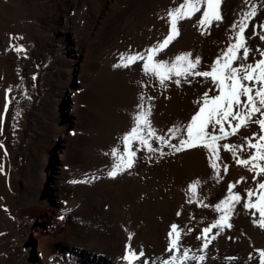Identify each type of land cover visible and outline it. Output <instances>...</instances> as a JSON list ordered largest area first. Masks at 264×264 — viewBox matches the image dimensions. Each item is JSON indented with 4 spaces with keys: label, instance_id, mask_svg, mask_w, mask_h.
Here are the masks:
<instances>
[{
    "label": "rangeland",
    "instance_id": "1",
    "mask_svg": "<svg viewBox=\"0 0 264 264\" xmlns=\"http://www.w3.org/2000/svg\"><path fill=\"white\" fill-rule=\"evenodd\" d=\"M42 1L45 0L0 1V17L9 10L8 4H13L24 12L23 17L27 23L23 29V34L30 44L23 52V55L26 54L27 58L17 60V64H19L18 74L14 77L5 78L0 69V104L7 98L5 97L6 92L11 96L7 109L8 119L6 125H11L13 128L6 136L12 132L16 133L15 138L17 141L12 139L14 148L8 158L4 155L0 157V159H3L0 162V170L4 171L3 173H7V170L11 171L8 178H5L0 171V264H30V262L37 264L41 262L42 258L39 257L40 252L37 248L39 234L44 232L43 236L39 238L40 240L49 239L52 233L56 232V229L54 230L55 226H57L56 228L61 227L58 232V235L62 236L60 245L75 246L73 244L76 241L68 237L76 235L81 238L80 233L75 232V228L65 232L59 215L65 203L68 205L67 210L72 205V202H68L69 199L65 196V194H68L64 186L67 185V174H65L67 171L63 165L64 163L71 166L80 165V155L84 152H90L88 154L89 159H94L95 153L103 152V147L107 145L109 159H114L111 155L112 148L115 147L118 152L124 150V145L120 142L123 141V135L130 131L133 126L132 118L140 110L141 101L139 98L141 96L145 97L143 101L145 110L149 103L151 104L152 114L150 119L157 135L166 137L170 144L178 147V138L181 134L177 133L178 138H172L170 129L174 126L183 128L190 121L192 115L198 110L197 101L202 99L205 92H208L209 96L217 94L210 80L203 77H188L187 82L184 78H181L179 86L174 82L176 77H173L171 80L166 81L164 86H161L157 78L144 73L143 61H137L127 68L115 67L121 62L122 55L126 57L144 53L148 48L154 47L162 41L169 32L168 11L178 7L183 3V0H105L106 4L102 6L100 14H98L100 0H80L81 2L77 8L71 11L72 13L68 12L70 8L66 10V16H68L66 22L64 18H59L58 23L50 22L49 13L39 7ZM62 1L68 3L70 0ZM253 6L257 9L256 16L248 21V27L244 34L250 55L247 62L260 59L257 49L264 50V40L260 39V35H264V27H261L264 26V0H221L222 21L214 23L203 33L198 25V18L203 11L201 9V12L196 13L191 19L179 22V35L158 54L156 59L172 62L177 55L187 52L191 53L193 58H200L199 70H210V65L227 50L231 43H234L238 28L234 29L233 25L241 19L243 13L250 11ZM110 10L113 11L112 17L110 16L111 19L106 17L109 15ZM116 12L117 14L113 15ZM36 22L41 23L36 25ZM80 22L83 24L84 30L86 29L85 31L92 27L91 33L94 32L95 35V38L91 40L93 43L90 42L89 44L88 58L83 63H80V52H77L78 50L74 47V36L70 33L65 34L63 31L55 33L53 29L48 28L50 26L61 28L66 25L67 31H69L71 25L75 26ZM62 35L65 36L64 41L71 46L66 50L68 52L66 53L75 59V63H73L72 88L69 91L67 89L63 90L65 100L60 103L54 100L55 86L51 85V82H53L51 79L53 78L50 73L53 70L52 74L57 76L58 81H60L63 79L65 71L56 60H53V64H51L55 68L50 71L48 68L49 61H52V59H48V56H52L51 50L58 51L60 48L58 49L57 45L48 48V56L39 51L38 48H42L44 45L39 41L40 38L45 37L46 40L55 41L56 38L62 37ZM81 35L85 34L81 33ZM2 37L3 34H0V41ZM0 66L11 68L13 60L5 61ZM79 66L85 72L84 75L79 73ZM57 67H60V69ZM43 68L45 70L42 75ZM107 75L113 77L115 81L110 83L107 80ZM16 81L21 83L19 90L15 85H11ZM97 82L99 83L96 84ZM3 83L9 86H2ZM74 84L75 88H73ZM80 85L84 89L79 88ZM110 85L118 87L121 92L126 91V93H121L124 96L123 98L116 99L115 107L117 101L122 102L125 97L132 100L127 102L131 105L124 104L127 107L124 115L126 122L121 119L123 117L121 115L123 113L121 105L119 106L120 114H114L109 118H106L99 108V106L107 108V101L105 95L99 94L97 97L96 94L105 89L107 90ZM140 86L142 87L139 89L141 96L138 95ZM114 90L117 89L111 91ZM2 93L3 101L1 100ZM111 95L115 97V94L111 93ZM148 97H152L150 102L147 99ZM171 97L173 98L170 99ZM63 105L65 107H62ZM108 106H110V103ZM155 107H157L158 112H155ZM170 109L171 112H169ZM163 116H166L167 120L159 123ZM93 117H97L102 122H97ZM130 117L131 119H129ZM42 118L46 124H50L52 120L60 124L68 121L67 132L70 135L69 132L72 131L75 136L66 138V135L60 134L59 148L53 149L50 160L46 162V170L51 169L53 166L51 179L45 180V183L39 186L38 181L29 182L27 175L22 173L21 169L27 165L29 166L31 161L32 172L39 158L41 150H33V144H30L32 138L31 128H34L35 124L39 125ZM248 128L250 129L246 134L240 133L242 129L246 130ZM106 129L110 130L105 132ZM115 129H118V133L111 134ZM258 132V126L252 123L247 128L242 127L236 135L220 141V159L216 162L218 168L215 172L210 167L209 154L200 147L177 152L175 148L163 146L153 139L150 142L154 148L158 149L155 153L148 152L146 148L138 143H134L132 149L138 155L141 151L146 152L150 159L177 160L175 166L171 167L172 170L170 169L172 176L175 179L179 177L182 180L183 176L188 175L189 181L191 180L190 185L196 183V191H200L203 199L206 200L207 211H215V205L228 195V185L234 184L233 192H238L243 199L241 204L235 206L229 222L235 228L239 225L254 227L256 224L253 222L252 212L243 207V203L248 199L247 191L256 188L253 173L249 172L244 166H238L232 153L225 151L222 145L224 143L242 145L245 143L244 138ZM114 140H117V143ZM22 151L28 152V155L25 156ZM247 151L248 149L245 147L244 151L238 152L237 155L245 156L246 154L247 156L249 153ZM27 160H29V163ZM198 166L201 168H198ZM225 166H227V172H225ZM188 172L191 173L188 174ZM217 172L220 177L217 176ZM9 186L10 188H8ZM38 187L40 188L39 195L37 194L38 198L32 203H22L20 200L21 194L28 188L35 189ZM201 189L206 191L203 192ZM205 192H207L206 195ZM45 194L49 199L47 204L40 199ZM52 204H55L54 208L50 207ZM192 205L193 203H191ZM32 206H44L46 209L45 215H48L49 219L41 222L42 216L32 212L35 208ZM56 206H58L57 211ZM214 217L212 213L209 214L208 221H213ZM216 217L219 220L220 215ZM255 219L258 221V213H256ZM256 229L254 231L261 230L264 236V229L258 226H256ZM66 251L63 252V258H65V253H68ZM70 258H73L71 263L66 264H88L84 257L75 255L70 256Z\"/></svg>",
    "mask_w": 264,
    "mask_h": 264
},
{
    "label": "bare ground",
    "instance_id": "2",
    "mask_svg": "<svg viewBox=\"0 0 264 264\" xmlns=\"http://www.w3.org/2000/svg\"><path fill=\"white\" fill-rule=\"evenodd\" d=\"M80 2V0H70L68 3L62 0H45L42 1L39 7L45 9V11L49 13L50 22L58 23L59 18H64L66 22L68 18V16H66V10L70 8L68 11L70 13L77 8ZM105 4V0H100L98 14H100L101 8ZM8 6L9 10L4 12L0 17V34H3L0 41V65L5 61L13 60V66L11 68L9 66H0L5 78L9 76L14 77L18 74L19 64H17V60L27 58L26 54L23 55V52L25 48L30 45L26 36L23 34V29L27 23L23 17L24 12L13 4H8ZM112 12L113 11L110 10L109 15L106 17L111 19ZM116 14L117 12L113 15ZM40 23L36 22L35 24L40 25ZM66 27L65 25L61 28H57L56 26H50L48 28L53 29L55 33H61L63 31L65 34L70 33L73 35L74 47L78 50L77 52H80V63H83L87 60L89 55V44L91 40L95 38L94 32L91 33L93 28L90 27L85 31L86 29L84 30L81 22L75 26L71 25L69 31H67ZM81 33L85 35H81ZM64 37L65 36L62 35V37L56 38L55 41H49L46 40L45 37H42L39 41L44 43V45L42 48H38L39 51L47 56L49 51L48 48L50 49L53 45H57L58 49L60 48L58 51L51 50L52 56H48V59H52V61L50 60L51 62L49 61L48 63L49 71L55 68L51 65L53 64V60H56L59 65H62L61 68L65 71V75L60 81H58L57 76L52 74L53 70L50 73L53 78L51 79V81H53L51 85L55 86L54 100L60 103L65 100L63 90L67 89L69 91L72 88L71 80L74 74L73 63H75V59L67 55L68 52L66 50L71 48V46L64 41ZM17 49H23V51H17ZM57 68L60 69V67ZM79 68V73L84 75L85 72L81 70L82 68L80 66ZM44 70L45 68L42 69V75L44 74ZM107 80L110 83L115 81V79L109 75H107ZM98 83L99 82L96 84ZM11 85H15L17 90L21 87L19 81ZM2 86L9 85L3 83ZM79 88H83L82 85H80ZM140 88L142 87L140 86L138 88L139 96H141ZM112 89L117 90L111 91ZM3 93L1 95L2 101ZM7 93L8 92H6V94ZM76 93L78 94V92ZM111 93L115 94V97H113ZM121 93H126V91L121 92L118 87L110 85L107 87V90L105 89L96 94L97 97L99 94H103L106 97L107 108L99 106L106 118L112 117L114 114H120L119 106L121 105L123 110L121 114L123 117L121 119L125 121L124 115L127 107L124 106V104L127 106L131 105L127 102L132 100H128L125 97L124 101H117L115 107L116 99L124 97ZM6 94L5 97H7L8 109L11 96L9 93ZM77 94H75V96H77ZM160 96L162 97V95ZM172 98L173 97L170 99ZM6 99L0 104V122L2 126V131L0 132V145H3V147H0V157L4 155L8 158L14 148L12 139L16 141V133L14 134L12 132L10 135L6 136L13 128L11 125H6L8 119L7 111L5 112ZM109 103L110 106H108ZM62 107H65V105ZM157 107H155V112H158ZM169 112H171V109ZM185 118H187V116H185ZM93 119L97 122H102L97 117H93ZM129 119H131V117ZM166 120V116H163L159 123L165 122ZM42 121H40L39 125L35 124L34 128H31L32 138L30 144H33V150H41L39 158L32 172L31 161L29 166L27 165L21 169V172L27 175L29 182L33 180L38 181L39 186L44 184L45 180L51 179L53 166L51 169L49 168V170H46V162L50 160L53 149L59 148L58 140L60 134L66 135V138H73L75 136L74 132H69L70 135L73 136H70L67 132L66 126L68 125V121H65L64 124H60L55 120H52L50 124H46ZM122 124H124V122H122ZM249 129L250 128L246 130L242 129L240 133L246 134ZM109 130L110 129H106L105 132ZM117 130L118 129H115L112 131L113 133H110L117 134ZM115 143H117V140ZM120 143L123 144V141ZM60 146H62V144H60ZM107 147L108 145L103 147V152H96L94 159H89L88 154L90 152H84V154L80 155V165L71 166L68 163H64V169L67 171L65 173L67 174V185L64 186L68 191V194H65V196L69 199L68 202H72V205L67 210L68 205L66 203L64 204L63 209H61L59 213L60 221L65 232L75 228V232L80 233L81 238L76 235L69 236V239L76 241L73 244L75 246H65L60 245L62 236L58 235V232L61 227L56 228L57 226H55L54 230L56 229V232L54 231L49 239L44 238L40 240L39 238L43 236L44 232L40 233L37 248L38 252H40L39 257L42 258V261L37 264L71 263V259L73 258H70V256L75 255L84 257L85 260L88 261V264H127L123 256L126 251V245L129 244L131 245L132 251L137 253L143 251L145 254L139 260L135 261L134 264H143V261H147V264H162L163 261H172L174 257V264H259V252L264 250V236L261 230L254 231L257 230L256 226L239 225L235 228L231 222H228L231 227L212 229V232L209 233L208 236L210 241L208 247L206 249L203 247V229L215 223L218 220L216 216L221 215V213L216 210L207 211L206 200L203 199L200 191H196L195 195H193L189 190L191 180L189 181L188 175L183 176L184 178L182 180L179 177L175 179L172 176L170 169L173 165L175 166V161L177 160L162 161L161 159H150L146 152L141 151L139 155L136 152L137 156L133 167L118 174L115 178H111L108 173L111 171L115 159H109ZM114 148H112V150ZM120 152L122 153L123 151ZM247 152H249V149ZM22 153L25 156L28 155L26 151H22ZM2 160L3 159H0V162ZM27 161L29 163V160ZM62 161H64V159H62ZM199 167L200 166H198V168ZM0 171L2 173L4 172L2 170ZM10 172L11 171L7 170V173H3L5 178L10 176ZM189 173L191 172H188V174ZM8 188H10V186ZM39 191V187L35 189L28 188L21 194L20 200L22 203H32V201L38 198L37 194L39 195ZM206 194L207 192H205V195ZM40 199L45 204L49 202L46 194ZM191 203H193V207ZM32 207H35L32 212H36L42 216L41 222L49 219V217H47L48 215H45L46 209L44 206ZM50 207L54 208L55 204H52ZM57 210L58 206H56V211ZM211 213L215 216L214 220L208 221L209 214ZM173 224L177 225V229L180 232L179 243L176 249L168 251L170 243L169 233L171 232V225ZM129 236L132 237L131 240L128 239ZM64 251L68 252L65 253V258H63ZM185 252H187V257H185ZM70 253H72V255H70ZM200 256H204L205 259L200 261ZM30 264L35 263L30 262Z\"/></svg>",
    "mask_w": 264,
    "mask_h": 264
},
{
    "label": "snow or ice",
    "instance_id": "3",
    "mask_svg": "<svg viewBox=\"0 0 264 264\" xmlns=\"http://www.w3.org/2000/svg\"><path fill=\"white\" fill-rule=\"evenodd\" d=\"M201 9L203 11L198 18V25L202 33L214 23L222 21L221 0H183L178 7L168 11L169 32L162 41L148 48L144 53L126 57L122 55L121 62L115 67L127 68L137 61H143L144 73L157 78L161 86L173 77H176L174 82L177 86L180 85L181 78L187 82L188 77H203L210 80L217 94L209 96L208 92H205L202 99L197 101L198 110L192 115L190 121L183 128L174 126L170 129L172 138H178L177 133L181 134L178 138V147L170 144L166 137L157 135L150 119L151 104L149 103L145 110L143 103L145 97L141 96L139 98L140 110L132 118L133 126L122 137L123 152L120 153L115 148L111 152L115 163L108 175L115 178L118 174L133 167L136 159V152L132 149L134 143H138L150 153L158 151L150 142L153 139L163 146L175 148L177 152L197 147L205 149L209 154L210 167L215 172L218 168L216 162L220 159L221 145L219 142L236 135L242 127L247 128L254 123L258 126L259 132L244 138V144L224 143L222 147L225 151L232 153L238 166H244L253 173L256 188L247 191L248 199L243 203V207L252 212L254 224L264 229V50L257 49L260 59L247 62L250 55L244 35L248 21L256 16V7L253 6L250 11L243 13L241 19L233 25L234 29L238 28L234 43H231L227 50L210 65V70H199L200 58H193L192 54L187 52L177 55L172 62L156 59L158 54L179 35V22L191 19L196 13L201 12ZM260 39L264 40V35H260ZM17 51H23V49H17ZM147 99L150 102L152 97ZM7 105L6 99L5 112ZM245 147L250 150L248 155L246 157L237 155L238 152H243ZM225 172H227V166H225ZM217 176H219L218 172ZM234 187V184H229L228 195L215 205V210L221 213L219 220L203 229L205 249L210 242L208 236L212 229L231 227L228 223L230 216L235 206L241 204L243 199L238 192H233ZM196 188V183L189 187L193 195L196 193ZM256 213L259 214L258 221L255 219ZM179 236L177 225H171L168 251L177 248ZM128 239L131 240L132 237L129 236ZM144 255L143 251L139 253L132 251L129 244L126 245L123 259L127 264H134ZM185 257H187V252H185ZM259 257V264H264V250L259 252ZM204 259V256L199 257L200 261ZM174 261L175 257L172 261H163L162 264H174ZM143 264H147V261H143Z\"/></svg>",
    "mask_w": 264,
    "mask_h": 264
}]
</instances>
